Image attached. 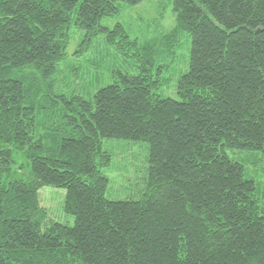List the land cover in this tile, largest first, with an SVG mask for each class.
Segmentation results:
<instances>
[{
  "label": "trees",
  "instance_id": "16d2710c",
  "mask_svg": "<svg viewBox=\"0 0 264 264\" xmlns=\"http://www.w3.org/2000/svg\"><path fill=\"white\" fill-rule=\"evenodd\" d=\"M140 1L0 0V264H264V179L236 155L264 158V0H170L175 26L138 50L100 20ZM73 27L122 33L138 70L65 82L84 46L69 52ZM181 33L187 69L161 95ZM104 139L146 144L127 198L106 196ZM46 185L65 189L73 224L41 206Z\"/></svg>",
  "mask_w": 264,
  "mask_h": 264
},
{
  "label": "rangeland",
  "instance_id": "374dc122",
  "mask_svg": "<svg viewBox=\"0 0 264 264\" xmlns=\"http://www.w3.org/2000/svg\"><path fill=\"white\" fill-rule=\"evenodd\" d=\"M120 23L127 36L139 47H160L164 36L175 26V14L170 0H141L132 5H121L120 10L100 20V24L112 30ZM69 52L75 45L83 43L82 51L77 59L70 58L77 65L73 72L67 74L63 70L65 82L79 88L84 80L92 82L89 85L95 90L111 81L116 71L127 70L135 73L137 59L135 48L124 45L122 33L114 35L110 42L105 30L98 31L86 40L82 30L71 29ZM190 47V37L181 33L174 53L164 59L162 71L159 72L155 91L161 95L176 96L175 83L181 72L187 69L186 59ZM102 57L101 61L99 59ZM91 63V64H89ZM73 81V82H72ZM104 149L111 153L110 164L102 167L109 179L106 196L112 199H123L137 191L142 186L143 168L147 157L146 144L141 141L122 139H104ZM14 157L19 163H25V156L20 151H14ZM249 156L251 161L246 164L247 174L257 181L264 179V158L257 152L236 154L238 157ZM27 161V160H26ZM17 170V167H15ZM39 201L49 216L57 221L73 224L74 217L63 210L65 189L53 186H43L39 189Z\"/></svg>",
  "mask_w": 264,
  "mask_h": 264
}]
</instances>
